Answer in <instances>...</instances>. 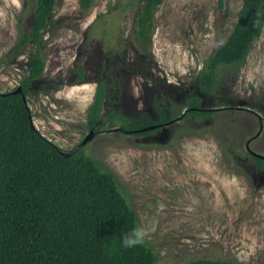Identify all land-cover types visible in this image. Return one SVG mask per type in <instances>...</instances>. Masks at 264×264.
<instances>
[{
  "label": "rangeland",
  "instance_id": "374dc122",
  "mask_svg": "<svg viewBox=\"0 0 264 264\" xmlns=\"http://www.w3.org/2000/svg\"><path fill=\"white\" fill-rule=\"evenodd\" d=\"M119 1L94 0L84 13L78 0H57L40 38L21 45L36 0H0V92L21 83L38 52L43 68L25 100L35 128L64 152L89 132L97 93V133L80 147L130 195L154 264H264V172L245 148L262 122L249 148L264 155V27L244 63L219 66L207 92L200 71L231 33L242 1L162 0L146 52L133 40L137 8L119 13ZM194 94L217 108L210 118L184 115ZM162 116L172 121L145 135L112 129Z\"/></svg>",
  "mask_w": 264,
  "mask_h": 264
},
{
  "label": "trees",
  "instance_id": "16d2710c",
  "mask_svg": "<svg viewBox=\"0 0 264 264\" xmlns=\"http://www.w3.org/2000/svg\"><path fill=\"white\" fill-rule=\"evenodd\" d=\"M56 1L36 0L32 28L20 38L21 45L40 38ZM241 1L231 33L212 51L200 71V86L207 92L216 85L219 66L237 68L244 63L264 27V0ZM93 2L78 0V5L86 13ZM119 2V13L137 8L133 40L146 52L154 30V13L162 0ZM42 68L43 61L36 52L28 75L20 83L24 94ZM12 90L0 92V264H154L157 253L148 240L134 248L123 247V237L139 222L130 195L115 175L82 147L69 155L61 154L63 150L55 143L31 128L27 101ZM94 96L87 114L89 129H96L99 120L100 103L97 93ZM201 101L194 94L184 115L208 119L217 111L203 107ZM166 120L162 116L158 120L123 122L121 126L137 129ZM158 129L136 131V135ZM247 154L264 172V159ZM186 264L246 263L197 258Z\"/></svg>",
  "mask_w": 264,
  "mask_h": 264
},
{
  "label": "water",
  "instance_id": "95a60500",
  "mask_svg": "<svg viewBox=\"0 0 264 264\" xmlns=\"http://www.w3.org/2000/svg\"><path fill=\"white\" fill-rule=\"evenodd\" d=\"M12 92H14V93H21V94H22V98L25 100V94L22 92V87H21V85H17V86L12 90ZM180 117H182V116H180ZM260 118H261V117H260ZM171 121H172V120H171ZM171 121H168V122H166L165 124H167V123H169V122H171ZM30 125H31V128H32L33 130H37V129L35 128V126L33 125L32 122H31ZM161 125H163V124H161V123L150 124V125H147V126L141 127V128H139V129H136V130H134V132H136V131H142V132H144V131H148V130H153V129H155V128L161 126ZM262 128H263V123L261 122V123H260V128H259L258 132H257L252 138H249V139L246 140L245 148H246V151H247L249 154H251V155H253V156H256V157H258V158H262V159H264V155H263V154H260V153H257V152H255V151H252V150L249 148V142H250L254 137H256L257 135L260 134ZM94 134H95L94 130H93V129H90L89 132L85 135V137H84V138L81 140V142L78 144L77 148H79L80 145L85 144L87 140H89L90 138H92V137L94 136ZM77 148H76V149H77ZM72 151H74V150H72ZM72 151H69V152L60 151V153L63 154V155H69Z\"/></svg>",
  "mask_w": 264,
  "mask_h": 264
},
{
  "label": "clouds",
  "instance_id": "9594fccd",
  "mask_svg": "<svg viewBox=\"0 0 264 264\" xmlns=\"http://www.w3.org/2000/svg\"><path fill=\"white\" fill-rule=\"evenodd\" d=\"M259 23V21H257ZM149 232L143 226L134 227L127 235L123 237L122 244L124 248H134L138 245H143Z\"/></svg>",
  "mask_w": 264,
  "mask_h": 264
},
{
  "label": "flooded vegetation",
  "instance_id": "af4514ba",
  "mask_svg": "<svg viewBox=\"0 0 264 264\" xmlns=\"http://www.w3.org/2000/svg\"><path fill=\"white\" fill-rule=\"evenodd\" d=\"M167 120L165 122H162L161 124H163V125H161V126H159L157 128L163 127L165 125V123L167 122ZM112 129H113V131H115L116 134H119V135H132V136L136 135V132H134V130H136V129H126V128H123L122 126H119V127H116V128H112ZM137 129H139V128H137ZM93 130H94V132L96 134L97 133L96 129H93Z\"/></svg>",
  "mask_w": 264,
  "mask_h": 264
},
{
  "label": "bare ground",
  "instance_id": "6f19581e",
  "mask_svg": "<svg viewBox=\"0 0 264 264\" xmlns=\"http://www.w3.org/2000/svg\"><path fill=\"white\" fill-rule=\"evenodd\" d=\"M76 2H77V0H76ZM91 100H92V94H89L88 97H86L85 100L83 101V103H84V105L82 107L83 111H85L87 109V107L90 105Z\"/></svg>",
  "mask_w": 264,
  "mask_h": 264
}]
</instances>
